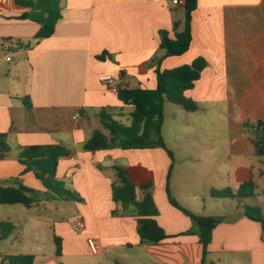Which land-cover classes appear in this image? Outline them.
I'll return each mask as SVG.
<instances>
[{
  "label": "crops",
  "instance_id": "obj_1",
  "mask_svg": "<svg viewBox=\"0 0 264 264\" xmlns=\"http://www.w3.org/2000/svg\"><path fill=\"white\" fill-rule=\"evenodd\" d=\"M171 1L60 0L53 35L36 40L39 25L17 19L27 8L0 0V133L11 148L0 159V185L23 184L38 192V208L64 213L45 219L51 241L47 251L38 247L33 231L20 227L14 240L12 234L0 240L11 246L0 251V264H6L4 256L16 254L33 255V264H201L197 236L184 234L194 231L191 220L167 199L171 160L164 149H84L95 131L108 134L100 110L121 125L124 120L130 124L133 110L99 76L112 75L128 89L156 87L153 60L165 54L158 32L173 37L175 23L177 32L184 27V7ZM191 36L184 55L160 63L161 69H172L197 58L207 62L194 88L185 92L196 111L167 100L163 104L161 134L174 158L169 189L191 212L224 217L212 231L207 262L264 264V225L243 215V206L253 204L209 195L211 189L236 191L249 181L256 186L255 176L264 178L256 130L244 125L264 123V0H197ZM101 54L102 60L97 58ZM53 144L70 151L60 158L56 177L78 200H62L32 172L22 173L21 148ZM116 167L135 184H152L154 219L167 236L159 245L141 243L136 217L120 214L122 206L112 198ZM135 193L139 200L138 186ZM78 219L83 221L80 232ZM54 237L60 239L59 256ZM88 238L99 248L92 261L86 258L93 255Z\"/></svg>",
  "mask_w": 264,
  "mask_h": 264
},
{
  "label": "trees",
  "instance_id": "obj_2",
  "mask_svg": "<svg viewBox=\"0 0 264 264\" xmlns=\"http://www.w3.org/2000/svg\"><path fill=\"white\" fill-rule=\"evenodd\" d=\"M16 5L27 8L17 19L30 20L39 25L34 39H44L53 35L55 25L61 18L60 0H14ZM184 27L176 31L178 26L174 24V35L170 37L169 32L161 30L158 32L159 49L164 50V57H178L184 55L190 48L191 15L197 7V0H185ZM106 55V53H104ZM102 60L101 54L97 57ZM163 58L154 59L156 87L150 89H128L117 83V96L125 105H131L130 124L121 125L114 121L111 114L105 110L98 113L99 120L108 134L95 131L92 137L84 144V149L89 151L119 148L123 150L162 148L168 154L171 163L166 177L165 192L168 202L180 210L191 220L194 231H187L186 235L193 234L198 238L201 246V264H212L206 261L207 247L212 239L213 229L224 220L220 216H205L191 212L183 207L171 194L169 189V176L172 170L174 158L171 150L167 148L161 134L163 124V104L167 100L180 106L186 112L197 110L196 103L185 96V92L194 88L200 79L201 72L207 66L203 58H197L190 64H184L172 69H161L160 63ZM120 72L119 78L123 77ZM245 127H254L255 149L258 156H264V123H245ZM7 135L0 133V159H4L10 153ZM70 155V151L62 145H31L21 148L18 154V162L23 166L22 173L32 172L42 182L44 187L53 195L62 200H78V196L65 188L56 177V170L60 158ZM116 179L112 182V198L115 203L122 206L123 215L136 217L137 235L141 243L152 246L159 245L166 234L154 219L158 210L154 204L151 194V183L135 184L127 171L116 167ZM141 191V198L136 199L135 188ZM254 183L252 181L241 184L236 191L229 188L211 189L209 195L213 198H236L244 199L254 196ZM37 191L23 184L18 186L0 185V205L21 204L31 207L37 202ZM113 215L119 214L114 210ZM243 215L264 225V214L258 205L246 204L243 206ZM14 231V226L9 221L0 220V240L6 239ZM55 255L61 253L60 239L54 237ZM6 264H33V255L16 254L7 255L2 258Z\"/></svg>",
  "mask_w": 264,
  "mask_h": 264
},
{
  "label": "rangeland",
  "instance_id": "obj_3",
  "mask_svg": "<svg viewBox=\"0 0 264 264\" xmlns=\"http://www.w3.org/2000/svg\"><path fill=\"white\" fill-rule=\"evenodd\" d=\"M124 125L128 122L123 121ZM256 186L254 188V196L251 198H244L248 200V203L253 205H260L262 207V214H264V178H259L255 176L254 179ZM37 202L34 203V207H26L21 204L16 205H0V219L4 221H9L14 226V231L10 238L13 240L16 238V234L19 233V228H24V233L33 231L38 239V247L41 250L47 251L51 246V241L49 239L48 229L44 226L45 219L51 220V218L58 219L60 215L64 213H54L52 210L38 208ZM33 223L32 228L30 223ZM11 249L10 243H0V251L3 249ZM88 261L95 260L97 258L95 255L87 256ZM219 264H225L224 262Z\"/></svg>",
  "mask_w": 264,
  "mask_h": 264
},
{
  "label": "built area",
  "instance_id": "obj_4",
  "mask_svg": "<svg viewBox=\"0 0 264 264\" xmlns=\"http://www.w3.org/2000/svg\"><path fill=\"white\" fill-rule=\"evenodd\" d=\"M171 3L175 6H184L185 0H172ZM6 60H10L9 57H7ZM98 81L110 91L114 93L117 92V79L114 76L101 75L98 77ZM75 229L78 232L83 230V221L81 219L76 220ZM87 246L91 254L96 255L98 253L99 248L93 239H87Z\"/></svg>",
  "mask_w": 264,
  "mask_h": 264
}]
</instances>
